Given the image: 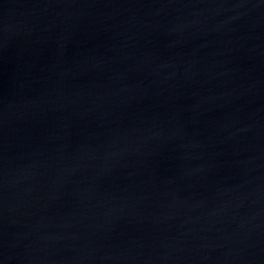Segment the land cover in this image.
<instances>
[{
    "label": "water",
    "instance_id": "obj_1",
    "mask_svg": "<svg viewBox=\"0 0 264 264\" xmlns=\"http://www.w3.org/2000/svg\"><path fill=\"white\" fill-rule=\"evenodd\" d=\"M0 264H264V0H0Z\"/></svg>",
    "mask_w": 264,
    "mask_h": 264
}]
</instances>
